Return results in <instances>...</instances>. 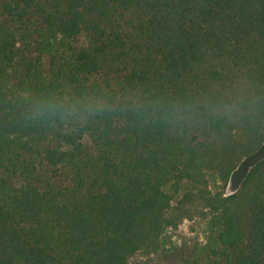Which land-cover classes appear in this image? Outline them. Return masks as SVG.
Masks as SVG:
<instances>
[{"label":"trees","instance_id":"1","mask_svg":"<svg viewBox=\"0 0 264 264\" xmlns=\"http://www.w3.org/2000/svg\"><path fill=\"white\" fill-rule=\"evenodd\" d=\"M32 15L89 39L0 41L18 178L0 169V264H149L131 258L159 248L186 183L225 264H264V0H0V30ZM254 157L234 192L206 193Z\"/></svg>","mask_w":264,"mask_h":264},{"label":"rangeland","instance_id":"2","mask_svg":"<svg viewBox=\"0 0 264 264\" xmlns=\"http://www.w3.org/2000/svg\"><path fill=\"white\" fill-rule=\"evenodd\" d=\"M3 25L0 41L9 35L20 39L18 47L23 53H29L34 48L54 53L58 52L62 45L83 46L89 39L86 33H81L73 39H59L35 15L25 22L7 18ZM28 33L31 34L25 36ZM0 145L5 147L4 151H0L2 175L14 183L18 180L13 170V163L16 161L15 141L0 135ZM256 158L243 160L227 183H222L216 175L210 174L206 193L234 192ZM169 211L175 223L163 231L159 248L154 252H138L131 258L132 261H146L149 264H225L216 238L213 212L206 206V200L198 189H192L190 184H183L181 189L174 193ZM214 250H217L216 253Z\"/></svg>","mask_w":264,"mask_h":264}]
</instances>
